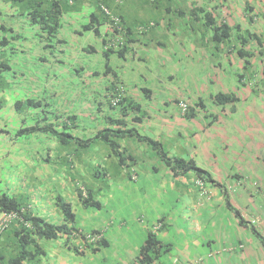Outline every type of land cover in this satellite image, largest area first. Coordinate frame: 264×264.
I'll use <instances>...</instances> for the list:
<instances>
[{
    "label": "crops",
    "instance_id": "1",
    "mask_svg": "<svg viewBox=\"0 0 264 264\" xmlns=\"http://www.w3.org/2000/svg\"><path fill=\"white\" fill-rule=\"evenodd\" d=\"M247 1L254 6L248 13L252 17L244 10ZM86 3L71 2L69 16L65 17L72 25L70 30L78 31L85 21L83 16L74 15L81 14L78 10ZM119 3L112 1L107 7L129 18ZM140 3L152 6L151 2ZM202 6L207 11L213 8L216 20L240 24L241 29L244 25L258 27L250 32L259 41L255 39L254 46L248 44L249 63L236 51L229 52L225 41L217 43L201 17L190 21L194 26L187 33L163 18L148 28L146 43L136 40L134 51L114 68L117 86L140 104V120L133 123L138 132L158 140L169 157L194 159L211 180H201L200 185L192 172L174 173L150 145L133 136L120 139L132 157L122 164L102 141L81 148L43 137L48 142L47 161L38 162L50 165L52 170L55 167L58 174L52 171L50 188L39 195L38 201H31L35 211L50 217L43 212L42 206L47 205L46 211L54 217L46 219L60 222L62 217L52 195L62 194V187L66 196L62 195L81 211L77 222L74 210L75 225L83 230H99L108 244L95 252L85 249L78 254L64 243V236L43 240L40 243L45 253L30 259L32 264H86L87 260L95 261L93 264H135L149 232L169 245L151 264H264V246L252 230L264 236V16L260 14L264 15V0H206ZM144 18L152 20L149 23L153 25L154 18L150 16L129 19L143 23ZM178 23L179 27L187 26L180 19ZM98 59L102 61L100 56ZM183 63L189 69L196 66L194 72L206 71L207 67L211 72L199 84L191 75L192 81L180 86L178 64ZM134 66L140 71L132 75ZM216 93H233L236 99L218 104L213 99ZM180 102L188 105L185 114ZM89 105L86 103L80 116L87 131L93 132L98 123L102 127L104 119L100 111L91 112ZM94 151L97 153L93 155ZM90 156L95 163L88 162ZM33 159L24 157L22 164L30 166L35 163ZM9 165L15 167L14 163ZM60 179L63 182H58ZM79 185L94 190L101 204L96 211L89 213L81 205L75 189ZM253 219L255 223L250 225ZM158 221L162 224L153 231ZM10 242L11 238L0 236V248ZM3 253L6 258L10 256L7 251Z\"/></svg>",
    "mask_w": 264,
    "mask_h": 264
},
{
    "label": "trees",
    "instance_id": "2",
    "mask_svg": "<svg viewBox=\"0 0 264 264\" xmlns=\"http://www.w3.org/2000/svg\"><path fill=\"white\" fill-rule=\"evenodd\" d=\"M10 1L14 3L17 1L25 2V12L22 11L19 14H23L31 25V35L36 39L40 49L38 56L40 65L47 63L48 58L53 59L59 68H62V65L70 64L71 67L67 68V71L71 75H80L83 84L80 89L87 88L88 79L90 82H93L94 79H101L104 82L107 80L106 83L109 85L106 84L100 91L91 94L92 101L91 97H85L78 93L74 96H65L67 87L63 86L59 90L55 81L47 79L42 89V96H27L14 101L18 112L26 110L29 113L30 110L33 111V113L31 112V121L18 127L12 133L6 128H0V136L8 137L11 142L15 138L19 139L21 135L34 133L37 137L53 138L67 147L76 145L81 148L90 146L92 142L102 141L108 145L111 153L116 156L121 164L124 163L125 159H132V157L121 146L120 139L133 136L150 145L174 173L192 172L202 180H211L209 173L200 167L194 159L169 157L163 151L158 140L139 133L133 123L140 120V116L137 114L140 112V104L131 100L117 86L116 77L118 75L115 66L112 65L114 57L121 60L125 59L129 53L134 51L136 40L146 43V36L150 33L148 28L157 25L161 18H154L153 25L149 23L152 20L146 21L145 18L143 23H138L139 20H130L122 14L111 12L105 1L103 3L100 0L93 2L81 0V2L87 1V4L93 7L90 8L87 17H84L88 20L80 25L78 31H72L70 30L72 25L65 21V17L69 13L68 8H70L71 2L79 0H66L63 4L62 1L64 0H48L47 2L46 0ZM157 1L150 0L152 4L157 3ZM188 2L190 17L192 19L201 17L206 29L212 32L217 43L225 41L229 52L236 51L242 59L249 63L251 52H248V41L251 38V40L257 39L259 41V38L255 36L256 34L245 33L239 27L240 24L230 25L214 19L212 13L214 9L207 11L202 6L206 4V0H189ZM245 4L244 10L248 15L253 11L254 6L249 1ZM154 7L161 9L160 14L171 10V7L167 6L164 11V6L159 7L158 4H155ZM248 17L252 16L248 15ZM0 29L5 30V27L0 25ZM6 42V37L2 36L0 44L4 46ZM22 51H25L24 48ZM99 56L102 61L98 59ZM78 59L79 63L73 64L77 63ZM8 69H10L9 64L0 60V73ZM239 77L241 78V76ZM48 86L50 90H53L49 91ZM213 99L215 103L225 104L236 99V97L233 93H216ZM86 103L90 104L91 112L100 111L102 113L101 119H104L102 127H100L101 123H98V129L93 132L87 131L80 116L81 110L87 108ZM46 156L45 153L43 161H47ZM75 189L83 207L95 209L100 207V201L95 198L92 188L79 185ZM52 200L61 214L62 220L60 222H51L39 215L27 194L20 191L15 192L13 188L7 187L6 190L0 188V213L14 214L6 221L7 223L0 231V236L6 235L12 240L8 245L0 248V264H32L30 259L45 253L41 241L56 239L61 236L65 238L64 243L78 254L85 249L95 252L108 244L105 237L101 235L98 237L99 230H83L75 225L76 215L72 203L62 194L54 192ZM254 234L261 243H264V237L257 232ZM165 246L168 247L169 245L158 239L154 232H149L135 257V264H151L166 248ZM6 251L10 255L7 258L3 253Z\"/></svg>",
    "mask_w": 264,
    "mask_h": 264
},
{
    "label": "rangeland",
    "instance_id": "3",
    "mask_svg": "<svg viewBox=\"0 0 264 264\" xmlns=\"http://www.w3.org/2000/svg\"><path fill=\"white\" fill-rule=\"evenodd\" d=\"M47 1L48 0H46V2ZM100 1H103V3L105 1V4L107 5H110L112 1L120 2V9L125 11L124 14L129 18H135L137 16H150L158 19L165 18V22L172 21L173 23L178 24L180 32L184 31L187 33L189 32L190 27L194 26L190 25L192 18L190 17L191 13L189 11V0H158L157 3L152 4V6L151 4L140 3H150V0ZM65 2L66 0L62 1V4ZM77 3H81V0L77 1ZM155 4H158L159 7L163 5L164 11L165 7L167 6L171 7V10L167 13L160 14L161 9L154 7ZM24 5L25 2L17 1L14 3L10 0H0V25L5 27V30L0 29V40L2 36L6 37L7 39V42L4 46L0 44V60L6 61V63H8L10 66V69L3 70L0 73V128H6L11 133L15 132L18 127L29 123L32 119L31 114L33 113L31 110L29 113H27L26 110L23 112H18L14 105V101L27 96H42V89L44 88L47 79L55 81L57 84L56 87H58L59 90L63 86L67 87L65 96H74L78 93L85 97H91V94H93L95 91H100V89L104 88L105 85V82L99 81L97 79H94L93 82H90V79H88L86 82H89V84H87V88L80 89L81 85H83L81 82V77L80 75L76 76L74 74L71 75L68 73L67 68L69 69L71 67L70 64L62 65L63 67L59 68V65H56L53 59L48 58L47 63L40 65L38 61L40 49L36 43V39H34L31 35V25L28 23V20H26L23 14H19L22 11L25 12L24 8L26 7ZM237 7H235L236 10ZM90 8V4L86 3L80 10H78L81 12V14L78 13L74 15L71 13L70 15H74L76 17H87V15L90 13ZM143 11H145V13H143ZM260 14L264 16L262 13ZM179 19L181 21H185L187 26L184 28L179 27ZM85 20H88V18ZM247 22L248 21L246 20V23ZM257 28V26H242V30L245 31V33L255 31ZM244 35L246 36V34ZM183 42H185L184 45L186 46L188 42L187 38H185ZM248 42L249 46H254L252 44H255L256 40L253 39L249 40ZM23 48L25 51H22ZM220 50H222V48ZM179 52L180 54H183V50H180ZM217 54L219 53L217 52ZM119 62H121V59L114 57L113 65L117 66ZM78 63L79 59L77 60V63L73 64ZM67 65H69V67H67ZM190 67L191 69H189L186 63L178 64V85L184 86L188 82L192 81L191 75L194 76L195 83L199 84V81H203V78H206V73L211 72V68L209 67H207L206 71L204 70L203 72H194L193 67L196 68V66ZM137 71H140V68L134 66L133 70H131V74L134 75V73ZM258 72L260 73V71ZM35 77H38V79H35ZM138 78H142V76L139 75ZM48 89L49 91L53 90H50L49 86ZM43 137L44 136L37 137L34 135V133H28L21 135L18 142L11 145L9 144L10 141L8 140V137H5L4 135L0 136V188L4 190H6L7 187L13 188V191L15 192L20 191L23 194H27L30 201L34 199L38 201L40 199L39 195L41 193H46V190L50 188V179L53 177L52 171L55 175L58 173L55 172V167L52 170L49 165V170V167L46 163L38 162V160H43V156H45L46 150L48 149V142L42 139ZM37 139H39V141H37ZM8 147H11V149L9 152H6ZM79 152H81V150ZM95 153H97V151H94L93 155ZM4 154L6 156H4ZM24 157L29 158V161L33 157L35 163L30 166H28L26 163L23 165L22 161ZM91 161L95 163V159L92 158V156H90L88 159V162ZM11 163H14L15 167L11 168L9 165ZM87 167L89 168L91 166L87 164ZM49 171H51V174L48 175ZM64 175L66 177L67 173L65 172ZM58 176L62 178V175ZM12 180H15V183ZM58 182H63V180L60 179ZM59 190L63 195H65L62 187H60ZM48 207L49 206L47 205L42 206L43 212L47 215H50V217L46 216V218L52 219L54 215L49 214L48 211H46L48 210ZM73 209L77 212L76 220L78 222L80 221L81 211H79L76 206H74ZM87 209L90 211L89 213L96 211V209L92 208ZM48 250L49 248L46 249L47 253ZM63 250L65 249H62V251ZM62 255L66 256L64 254ZM71 256L73 258L77 257L76 255L72 254ZM88 256H90V254H88ZM88 256L86 255L85 257ZM93 263H95V261L91 262L90 260H87L86 262V264Z\"/></svg>",
    "mask_w": 264,
    "mask_h": 264
},
{
    "label": "clouds",
    "instance_id": "4",
    "mask_svg": "<svg viewBox=\"0 0 264 264\" xmlns=\"http://www.w3.org/2000/svg\"><path fill=\"white\" fill-rule=\"evenodd\" d=\"M180 108H181V111H182V114H185L186 113V111H187V108H188V106H187V103L186 102H180ZM201 180L202 179H200L199 178V180H198V183L200 184V185H202L200 182H201ZM237 214V213H236ZM238 215V214H237ZM241 222V221H240ZM253 222L255 223V220L253 219L252 220V222L251 221H249V223H250V225H253ZM161 224L162 223H160V221H158V224H156V225H154L153 226V231L155 230V229H157L159 226H161ZM252 230H253V233H255V232H257V233H259L255 228H252ZM260 234V233H259ZM100 232H99V234H98V237H100ZM255 235V234H254ZM261 235V234H260ZM102 236V235H101ZM256 236V235H255ZM262 236V235H261ZM257 237V236H256ZM262 237H264V236H262ZM257 239H258V237H257ZM259 240V239H258ZM260 242V241H259ZM263 244V246H264V243H262Z\"/></svg>",
    "mask_w": 264,
    "mask_h": 264
},
{
    "label": "built area",
    "instance_id": "5",
    "mask_svg": "<svg viewBox=\"0 0 264 264\" xmlns=\"http://www.w3.org/2000/svg\"><path fill=\"white\" fill-rule=\"evenodd\" d=\"M14 214H6V213H0V231L3 229L6 221L10 219Z\"/></svg>",
    "mask_w": 264,
    "mask_h": 264
}]
</instances>
